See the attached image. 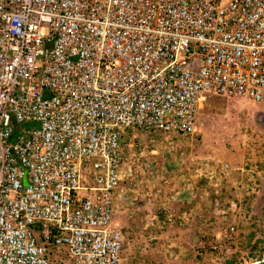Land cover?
<instances>
[{
    "label": "built area",
    "instance_id": "2783aa9c",
    "mask_svg": "<svg viewBox=\"0 0 264 264\" xmlns=\"http://www.w3.org/2000/svg\"><path fill=\"white\" fill-rule=\"evenodd\" d=\"M209 94L264 99V0H0V264H124L123 131Z\"/></svg>",
    "mask_w": 264,
    "mask_h": 264
},
{
    "label": "rangeland",
    "instance_id": "374dc122",
    "mask_svg": "<svg viewBox=\"0 0 264 264\" xmlns=\"http://www.w3.org/2000/svg\"><path fill=\"white\" fill-rule=\"evenodd\" d=\"M196 125L192 137L124 129L133 173L116 189L112 219L124 264L264 260V99L209 94ZM147 197L155 218L142 215ZM227 221L235 229L224 236Z\"/></svg>",
    "mask_w": 264,
    "mask_h": 264
},
{
    "label": "crops",
    "instance_id": "0c3cea01",
    "mask_svg": "<svg viewBox=\"0 0 264 264\" xmlns=\"http://www.w3.org/2000/svg\"><path fill=\"white\" fill-rule=\"evenodd\" d=\"M125 151H126V149H125ZM130 153H128V152H126V155H127V158H129L128 157V155H129ZM129 162L127 161V164H128ZM127 176V174H124V176ZM124 178V177H123ZM121 183H122V181H121ZM150 192V191H149ZM116 193V192H115ZM147 194H149L148 193V191H147V193H146V196H147ZM157 203H155V202H153V201H151V199L149 198V197H147L145 200H143V206L142 207H144L145 208V212L144 213H142V215H144V216H147V217H149V218H155L157 215L155 214V211H156V208H157ZM138 206V205H137ZM135 208V207H134ZM141 208V207H140Z\"/></svg>",
    "mask_w": 264,
    "mask_h": 264
},
{
    "label": "water",
    "instance_id": "95a60500",
    "mask_svg": "<svg viewBox=\"0 0 264 264\" xmlns=\"http://www.w3.org/2000/svg\"><path fill=\"white\" fill-rule=\"evenodd\" d=\"M260 262H254V263H251V264H259Z\"/></svg>",
    "mask_w": 264,
    "mask_h": 264
},
{
    "label": "trees",
    "instance_id": "16d2710c",
    "mask_svg": "<svg viewBox=\"0 0 264 264\" xmlns=\"http://www.w3.org/2000/svg\"><path fill=\"white\" fill-rule=\"evenodd\" d=\"M259 264H264V260H263V261H261Z\"/></svg>",
    "mask_w": 264,
    "mask_h": 264
}]
</instances>
